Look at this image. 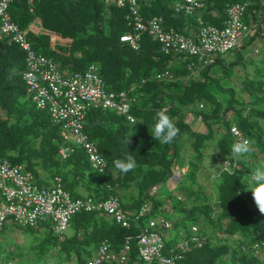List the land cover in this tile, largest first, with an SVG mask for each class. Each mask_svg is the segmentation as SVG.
Instances as JSON below:
<instances>
[{
    "label": "trees",
    "instance_id": "trees-1",
    "mask_svg": "<svg viewBox=\"0 0 264 264\" xmlns=\"http://www.w3.org/2000/svg\"><path fill=\"white\" fill-rule=\"evenodd\" d=\"M174 1L138 0V14L142 21L158 16L162 28L188 36L191 29L221 27L225 6L244 4L240 20L249 31L234 48H243L249 41L264 42L260 22L264 20V0H199L202 7L191 14L174 11ZM29 8L27 0H12L7 12L20 29L39 19L38 32L26 31L31 48L51 56L62 70L81 71L95 63L105 89L126 92L127 113L133 120L129 122L112 109H85L81 130L104 159V170L91 167L84 151L74 144L68 155L60 158L59 126L51 121L46 108L34 106L20 76L24 53L3 39L0 156L11 164H22L41 185L58 176L71 196L83 195L79 189L98 200L115 195L121 209L132 216L141 204L147 209L137 218L129 217L128 226L104 212L80 210L68 221L73 226L68 235H57L41 222L29 227L6 219L0 226V264H86L101 242L119 254L125 237H129V247L124 250V260L100 264H159L155 258L146 260L138 255L135 235L143 228L159 234L162 245L158 253L172 257L173 264H264V214L255 205L251 192L255 183L250 179L264 164V54L245 58L251 70L241 73L240 88L235 91L221 83L220 77L229 78L226 70L242 57L225 63L217 55L213 62L192 72L188 64L196 66L195 57L163 53L159 42L145 31L140 32L133 49L121 38L131 31L126 7L106 5L103 0H33ZM216 64L220 69L217 73L213 69ZM164 71V77H156ZM186 109L201 119L202 131L192 130L184 121ZM160 110L180 129L172 144L162 145L151 136L155 114ZM231 125L238 129L240 139L229 131ZM242 140L251 141L253 151L237 160L231 146ZM208 145L212 148L209 158H227L229 165L209 175L208 188H203L198 177ZM126 154L136 159L137 167L123 174L114 161ZM174 171L178 177L169 187ZM162 185L167 187L164 195L159 192ZM152 186L156 188L150 192ZM131 188L135 193L128 191ZM173 190L172 200L169 194ZM120 191H128L129 200H119ZM162 213L172 217L164 218ZM158 219L166 220L169 226H162ZM150 220L154 225L148 224ZM16 228L28 230L33 239L27 244L9 239V232ZM169 229L172 237L167 234ZM183 239H187L186 247H175ZM14 257L18 258L16 263Z\"/></svg>",
    "mask_w": 264,
    "mask_h": 264
},
{
    "label": "built area",
    "instance_id": "built-area-1",
    "mask_svg": "<svg viewBox=\"0 0 264 264\" xmlns=\"http://www.w3.org/2000/svg\"><path fill=\"white\" fill-rule=\"evenodd\" d=\"M11 2L12 0H0V41L7 39L15 43L24 53L21 79L34 106L46 108L51 121L59 126L58 134L62 144L57 152L60 158H65L72 150L71 145L74 144L84 151L91 167L98 171L104 170V159L97 152L94 144L82 133L84 110L89 107L112 109L118 114H124L131 122L133 118L127 113L126 92L105 89L95 63L88 64L81 71L62 70L51 56L33 50L30 41L26 38V31L36 33L40 26L34 24L35 19H33L27 28L20 29L8 15L7 8ZM103 2L117 8H127L128 14L125 18L127 24L131 25V31H126L121 38L127 41L131 48H136L140 32L145 31L151 40L159 42L160 51L163 53H181L186 57H195L197 65L188 64L192 72L200 66L213 62L217 55L233 49L238 45L241 37L249 31V27L240 20L244 4L234 2L225 6L226 18L221 27L203 26L198 31L191 29L188 30V36H183L170 27L162 28L158 16H151L142 21L138 14V0H103ZM27 4L31 8L33 0H27ZM200 7L202 3L199 0H175L172 4L174 11L183 10L186 14L197 12ZM166 74L167 72L164 71L156 74V77L162 78ZM229 131L238 139L241 138L234 125L230 126ZM228 165L229 160L224 158L222 168L225 169ZM155 188L152 186L149 191L153 192ZM146 209L145 204H141L136 215L132 216L131 212L121 209L115 195L102 200L89 195L71 196L62 187L58 176H53L50 184L41 185L34 180L30 172L23 170L22 164H11L7 158L0 156V226L6 219L20 226L29 227H35L39 222L48 219L52 232L60 235L70 217L80 210L104 212L121 225L128 226L129 217L137 218ZM157 222L164 227L169 226L164 219H158ZM154 223L150 220L148 224L152 226ZM191 229L194 230L195 227L192 226ZM135 239L138 255L143 259L155 258L159 264H173L172 257H161L158 253L162 245L158 233L148 232L143 228L135 235ZM186 240H181L175 247L183 250L186 247ZM128 241L129 237H125L122 251L117 255L107 243L101 242L86 264L123 261L124 250L129 247Z\"/></svg>",
    "mask_w": 264,
    "mask_h": 264
},
{
    "label": "rangeland",
    "instance_id": "rangeland-1",
    "mask_svg": "<svg viewBox=\"0 0 264 264\" xmlns=\"http://www.w3.org/2000/svg\"><path fill=\"white\" fill-rule=\"evenodd\" d=\"M261 23H262V29H264V21H262ZM27 27H28V24L26 25L25 28H27ZM240 43H242L241 40L239 41V44ZM248 43L249 44H247V45H245V47H243L244 49L237 47V48H234V49H232V50H230L228 52H225V53L219 55L221 60L223 62H225V63L236 61L238 57H242V61L241 62L240 61H236V65H234L231 69L226 70V72L229 73V75H230L229 78L226 79V77L225 78L220 77V82L221 83H225L226 85H229V86L233 87V89L235 91L239 90V88H240L239 78H240L241 73L245 72V71L250 72V70H251V64H249V62L245 58L252 57L253 59H256L258 57H262L263 54H264V42L263 41H262V43L259 42V44H257V41H254L252 43L249 41ZM254 49H255V51H254ZM218 68H219L218 64L213 66V69H214V71L216 73L218 72V70H220ZM243 68H244V71H243ZM184 121H186L188 123V125L190 126V128L192 130H195L197 127L199 129H201V130L204 129L201 119L198 116H195L194 113L191 110H188V109L185 110ZM181 144H182V142H180V145ZM211 151H212V148H211L210 145H208L205 148V150H204V153L207 156L203 159L201 167H200L201 170H199V171H202V175H200L198 177V182L202 186H204L203 188H208V186L206 185V182H208L209 175H212L217 170H219V168H221L220 162L223 161V160L222 161L213 160L212 158H209L208 154L211 153ZM180 156H181V154H180ZM184 168L185 167L182 168V171L184 170ZM175 172H178V171H175ZM175 174L177 175L178 173H175ZM168 185H169V187L172 186V182L168 181ZM166 188L167 187L165 185L160 186L159 192L163 191V192H160V194L162 193L161 195L165 194L164 190ZM128 191H131L132 193H135V190L133 188H131V190H128ZM128 191H126V192L120 191L119 192V197H120L119 200H121L122 202H124L126 200H129L128 197H127L128 196ZM78 192H79V194H83V195L86 193L83 189H79ZM174 193H175V190H173L172 193H170V194L168 193L170 195V199H172V200L174 199V196H173ZM162 216L164 218H171L172 217V215H170V214L168 215L167 213H164V214L162 213ZM41 223H43L46 228L49 227V225H50L48 219H44L43 221H41ZM72 227H73L72 223L70 222L65 227V229L63 230L62 233L68 235L69 233H71ZM22 229L16 228L15 230H12L10 232L8 231L9 232L8 237H10L9 239H12V240H14V241H16L18 243L27 244L30 240L33 239V236H32V234H30L28 232V230H22ZM167 231H168L167 234L172 237L173 236V233H172L173 231L171 229H169ZM13 260L16 263L18 258L14 257ZM0 263H1V259H0Z\"/></svg>",
    "mask_w": 264,
    "mask_h": 264
},
{
    "label": "clouds",
    "instance_id": "clouds-1",
    "mask_svg": "<svg viewBox=\"0 0 264 264\" xmlns=\"http://www.w3.org/2000/svg\"><path fill=\"white\" fill-rule=\"evenodd\" d=\"M154 119H155V124L151 132V136L154 140H156L162 145H166V144H172L174 141L178 139L180 135V129L176 126L174 120L168 114H166L165 111L163 110L157 111ZM130 142L131 141L129 138L127 140V144H130ZM252 151H253L252 142L249 140L238 141L233 143L231 146L232 156L237 160L241 158H247L248 154L251 153ZM220 164H221L220 169H223L222 162H220ZM114 166L117 170H119L120 173L127 174L130 171H133L137 167V162L132 155L126 154L124 159L115 160ZM173 175L175 174L173 173ZM176 176L178 177V174ZM250 179L252 182L255 183V187L251 189L253 200L255 202L256 207L259 210V213L264 214V164H262L260 167L256 168L252 172Z\"/></svg>",
    "mask_w": 264,
    "mask_h": 264
},
{
    "label": "crops",
    "instance_id": "crops-1",
    "mask_svg": "<svg viewBox=\"0 0 264 264\" xmlns=\"http://www.w3.org/2000/svg\"><path fill=\"white\" fill-rule=\"evenodd\" d=\"M35 19V22H34V24H36V25H40L39 23H40V21H39V19L38 18H34ZM244 51V50H243ZM245 52V51H244ZM248 53V52H247ZM251 53V52H250ZM196 131H202L201 129H199L198 127L195 129ZM169 186V185H168Z\"/></svg>",
    "mask_w": 264,
    "mask_h": 264
},
{
    "label": "water",
    "instance_id": "water-1",
    "mask_svg": "<svg viewBox=\"0 0 264 264\" xmlns=\"http://www.w3.org/2000/svg\"><path fill=\"white\" fill-rule=\"evenodd\" d=\"M176 178H177L176 175H173V176L171 177V179H173V180H175Z\"/></svg>",
    "mask_w": 264,
    "mask_h": 264
}]
</instances>
